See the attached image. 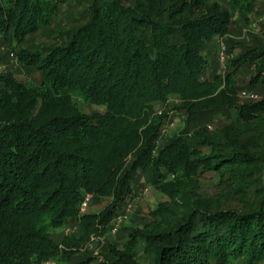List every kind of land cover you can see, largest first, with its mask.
<instances>
[{"label": "trees", "instance_id": "16d2710c", "mask_svg": "<svg viewBox=\"0 0 264 264\" xmlns=\"http://www.w3.org/2000/svg\"><path fill=\"white\" fill-rule=\"evenodd\" d=\"M262 2L0 0V45H15L32 80L0 74V264L81 254L146 173L168 202L101 264H141L138 252L147 264H264V100L241 104L236 93L246 68L250 89L264 82V49L235 44L225 75L211 65L235 13ZM169 107L187 123L222 111L229 123L193 142L165 137L158 110ZM205 178L218 193L202 192ZM87 197L105 203L98 214H82ZM69 225L82 233L57 244Z\"/></svg>", "mask_w": 264, "mask_h": 264}, {"label": "rangeland", "instance_id": "374dc122", "mask_svg": "<svg viewBox=\"0 0 264 264\" xmlns=\"http://www.w3.org/2000/svg\"><path fill=\"white\" fill-rule=\"evenodd\" d=\"M217 1L219 5L226 8L228 0H213ZM234 24L229 28L228 37L224 40L217 41L218 53L211 59L212 73L216 72L221 75H225L227 70H230V61L235 56L234 46L235 44H241L244 46L260 47L264 49V2L257 5L255 12L251 15L243 16L240 12H236ZM69 23H66L68 25ZM228 40L231 41L228 44ZM32 43L46 44L53 42L50 38H43L41 36L35 37L31 40ZM12 50H16L15 45L4 44L0 45V74L6 72H13L18 80H28V84H31V78L29 75H23L25 70L19 66L14 59ZM236 53V52H235ZM255 76L254 67L246 68L242 73L236 77V87L238 100L241 104H254L258 101L264 100V82L260 83L257 87L250 89L249 83ZM34 80V79H33ZM36 82V81H35ZM251 96H254L252 99ZM175 105V104H172ZM80 109L86 114H92L100 112V108L97 106L89 105L84 102H79ZM173 108L172 106H170ZM167 109H159L158 117L163 118L162 136H171L173 134H180L186 132L188 140L194 141V134L206 129L208 133L213 132L216 128L226 126L229 123L227 113L224 111L214 113L205 121H196L187 123L185 116L177 114ZM181 176L178 173L175 176H167L165 182L173 183L177 178ZM152 177L150 173L139 174L135 176V185L133 187L134 196L131 200L124 203L121 207L122 215L125 209L129 212L126 213V218H122L118 225L117 232H113L112 226L108 227L102 234L94 237L90 240L86 246L82 248L81 254L74 256L67 261H53L48 264H101L103 262H111L112 253L111 250L127 251L130 245V236L136 230L142 229L148 223H151L150 214L155 211L158 204L167 203L168 199L161 192L156 190L152 185ZM202 192L212 196L218 191L215 189L213 183L208 182V178L203 180ZM89 198V202L86 208L82 211L83 215L98 214L105 203L99 201H93ZM86 198V199H87ZM82 233L81 229L76 225H69L62 230L55 231L54 240L57 244H61L66 237H75ZM139 254V262L141 264H147V259ZM235 264H245L240 261Z\"/></svg>", "mask_w": 264, "mask_h": 264}, {"label": "built area", "instance_id": "2783aa9c", "mask_svg": "<svg viewBox=\"0 0 264 264\" xmlns=\"http://www.w3.org/2000/svg\"><path fill=\"white\" fill-rule=\"evenodd\" d=\"M251 98L253 99L254 96H251ZM88 202H89V198H87V199L85 200V202L83 203L82 208H81V211H83V210L86 208ZM125 212H126L127 214L129 213V212L127 211V209H125ZM125 212H124L122 215L118 216V217L115 219L114 223H112V228H113V232H114V233L117 232L118 225H119V223L121 222L122 218H123V219L126 218V213H125ZM47 264H48V263H47Z\"/></svg>", "mask_w": 264, "mask_h": 264}]
</instances>
